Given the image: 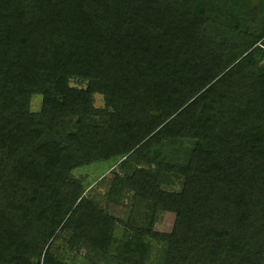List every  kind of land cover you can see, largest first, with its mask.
<instances>
[{
  "label": "trees",
  "instance_id": "trees-1",
  "mask_svg": "<svg viewBox=\"0 0 264 264\" xmlns=\"http://www.w3.org/2000/svg\"><path fill=\"white\" fill-rule=\"evenodd\" d=\"M261 63L264 0H0V264H264Z\"/></svg>",
  "mask_w": 264,
  "mask_h": 264
},
{
  "label": "rangeland",
  "instance_id": "rangeland-1",
  "mask_svg": "<svg viewBox=\"0 0 264 264\" xmlns=\"http://www.w3.org/2000/svg\"><path fill=\"white\" fill-rule=\"evenodd\" d=\"M261 65H264L261 63ZM75 85L74 83H72ZM39 104V98L38 97H32L30 100V109L36 110L37 106ZM94 106L100 107L101 106V100L98 96H94ZM117 163L111 165L112 167H104L100 171L99 170H93L92 168H86L83 170H80L75 174L76 177L84 180V184L86 187V194H88L91 197H94L97 201L98 205L105 209L110 214L117 216L119 218L126 217V214L128 213L129 209V200H120L116 205L110 204L105 200V193L108 188V182L111 179V173L113 171L119 172L117 169ZM113 168V169H112ZM112 169V170H111ZM111 171V172H110ZM103 178V180H101ZM182 183V179L179 177H176L175 175L169 174L167 172H164L161 176V182L160 187L162 189H165L167 191H178ZM173 220V215L169 213H159L155 220L153 228L157 232H168L171 228Z\"/></svg>",
  "mask_w": 264,
  "mask_h": 264
}]
</instances>
